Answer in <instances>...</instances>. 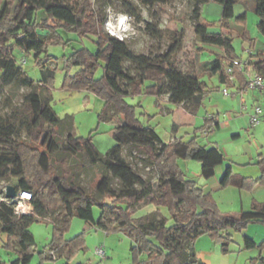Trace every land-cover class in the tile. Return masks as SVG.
Masks as SVG:
<instances>
[{
  "label": "trees",
  "instance_id": "trees-1",
  "mask_svg": "<svg viewBox=\"0 0 264 264\" xmlns=\"http://www.w3.org/2000/svg\"><path fill=\"white\" fill-rule=\"evenodd\" d=\"M192 1L194 18L199 20L195 25L196 33L204 44L217 45L224 53L223 58L201 61V73H219L220 83L230 86L232 82L228 79L226 65L240 59L235 53L229 27V21L235 17V1L214 0L223 5L219 32H211L210 24L201 20L202 7L210 0ZM1 3L0 92L2 84H17L28 90L23 95L20 108L0 116V181L10 182L18 192L30 191V204L34 209V214L17 215L12 199L0 200V240L4 238V247L17 253L11 264H31L36 241L30 226L45 217H52L54 221V239L49 251L43 253L45 259H53L55 254L63 253L71 258L80 249L77 242L63 239L71 219L77 216L106 234L112 231L127 234L132 240L131 264H205L195 249L200 235L210 232L214 237H221L219 233L222 230L241 229L250 222H264V202L254 201L251 210L234 218L222 214L195 181L183 177L177 165L178 159L199 161L201 174L207 179L214 176L216 167L226 161L218 146H202L194 139L166 143L154 129L136 121L135 106L126 101V96L142 92L148 81L150 84L145 92L159 97L168 95L171 103L182 105L191 114L199 110L208 95V84L201 80L199 72H183L173 62L174 55L183 44V29L174 33L175 38L165 52L151 57L133 52L125 39L108 32L101 34L94 18L93 21L85 20L84 8L75 9L65 0H3ZM255 11L259 16V32L264 36V0H257ZM238 19L244 21L246 15L242 14ZM106 21L103 17L101 26ZM147 29L152 35H158L152 23L147 24ZM70 32L94 35L97 47L95 51L87 47L74 50L66 66H78V70L65 79V85L69 89L90 90L105 98V107L112 113L108 115V110L104 111L100 114L101 120L112 121L116 115L123 117L114 133L115 144L105 154L97 149L91 138L72 133L60 143L62 120L50 104L49 89L56 67L52 64L54 56L48 47L59 43L55 41L58 39L64 44L70 43L72 39L67 34ZM243 37L247 39L246 32ZM18 52L34 58L41 80L35 81L27 74L19 63ZM256 56L259 60L254 65L260 71L264 53ZM125 59L136 66L139 72L136 76L125 68ZM247 60L253 64L252 59ZM102 61L104 74L96 77L95 71ZM235 75L242 81L240 90L245 89L247 80L244 81L243 73L235 69ZM122 81L133 88L126 89ZM42 90H46L48 96H43ZM22 131L31 141L44 147L39 153V170L36 173H30L25 165L20 149L23 140L14 138L20 137ZM126 148L145 153L159 167V178L151 181L137 173L123 155ZM63 155L85 157L98 166L102 175L95 192H87L77 180L71 181L70 185L62 181L60 187L55 182L57 178H50L52 160ZM260 181L261 178L254 180L234 173L232 165L228 164L220 184L227 186L232 183L250 188ZM62 190L72 195L68 205ZM0 194L5 198V190H0ZM147 202L168 206L173 222L170 223L165 215L158 217L159 211L133 218L134 208ZM95 207L100 209L99 216L95 215ZM244 239L246 248L257 245L248 236ZM66 264L71 263L68 261Z\"/></svg>",
  "mask_w": 264,
  "mask_h": 264
},
{
  "label": "rangeland",
  "instance_id": "rangeland-1",
  "mask_svg": "<svg viewBox=\"0 0 264 264\" xmlns=\"http://www.w3.org/2000/svg\"><path fill=\"white\" fill-rule=\"evenodd\" d=\"M3 0H0L2 4ZM75 9L84 8L86 21H93L97 31L101 34L109 33L112 24L124 27L123 36L129 48L136 54H145L155 57L165 52L175 38V32L183 29V44L173 57L174 65L186 73L199 72L201 80L208 84V95L195 114L181 110L177 105L169 102L166 95L156 96L145 92L150 82L146 81L142 92L126 96V101L135 106L136 121L144 127L154 129L166 143H172L176 139L194 141L202 146L216 145L221 148L226 156V161L216 167L215 175L205 178L201 174V164L194 159H178L177 165L183 172V177L196 182V186L203 190L205 195L217 205L222 214L239 218L243 211L251 210L254 201L264 202V171L259 164L261 153L264 154V121L257 126H252L250 120L241 114L244 112L233 110V98L235 95H224L222 92L226 85L220 83L219 73H201L202 62L211 61L215 58H223V49L217 45L203 43L195 31V25L199 20L194 18L192 0H167L151 3L148 0H65ZM235 17L229 21L230 31L233 37V46L236 55L244 60L249 57V49L264 53V36L259 32V16L255 11L257 0H234ZM223 5L210 0L202 7L201 20L210 24L211 32L221 30ZM246 15L244 21L238 17ZM106 21L101 26V20ZM140 17V18H139ZM94 18V19H93ZM93 19V20H92ZM119 19L120 25H119ZM123 21V22H122ZM152 23L158 30L154 36L147 29V24ZM247 32L249 38L243 37ZM72 40L68 44L55 40L59 43L49 45V53L54 56L53 65L56 67L55 75L49 85L50 104L62 120L60 128L63 143L65 137L72 133L75 136L91 138L97 149L103 154L107 153L115 144L114 133L117 126L123 122V117L116 115L112 121L101 120L100 114L108 109L105 107V98L86 89H69L65 85V79L78 70V66H66V61L71 57L74 50L87 47L96 50L94 35H81L77 32L67 33ZM110 34V33H109ZM252 40H251V39ZM19 63L24 66L27 74L35 81L42 79L39 66L32 56L18 52ZM202 61V62H201ZM124 66L133 76L139 72L129 60H124ZM264 71V70H262ZM104 74V62H100L95 71L96 77ZM126 89L133 87L122 81ZM230 92H235L233 87L227 86ZM28 89L20 88L17 84L1 86L0 92V116L10 114L14 108H20L23 95ZM257 91V90H256ZM43 96H48L46 90H42ZM168 96V95H167ZM256 107L258 104L254 101ZM261 106V105H260ZM249 104L245 103V108ZM253 107V109H254ZM263 108V107H262ZM108 110L107 114L111 115ZM246 113V112H245ZM217 116L221 121V127L213 129L211 118ZM234 117H238L234 121ZM263 117V115H262ZM233 120V121H232ZM263 120V119H262ZM179 126L175 130L174 122ZM228 121V123L226 122ZM70 124L72 126H70ZM239 126L249 136L252 142L248 154L241 148V141L227 140L228 136L236 131ZM255 135L256 137H254ZM22 141L20 147L25 160V165L30 173H36L39 153L44 150L40 144L26 137V132H20ZM251 138V139H250ZM123 155L137 173L147 180L159 178V167L151 161L145 153L135 149H125ZM249 163V164H247ZM50 178L55 179L60 187L63 182L69 185L71 181H79L87 192H95L101 172L97 165L87 158L74 155L55 157L51 162ZM228 164L233 167V172L243 176H251L262 181L256 186L239 187L230 183L222 186L220 180ZM11 184L8 181H0V190H5ZM64 200L68 205L71 194L62 190ZM95 215H100V209L94 208ZM159 211L158 217L165 215L172 223V214L166 205L147 202L134 208L133 218H140L150 213ZM30 230L35 236L34 256L31 264H131L133 252L132 240L122 231H105L91 226L84 219L74 216L69 227L64 232L63 239L77 242L83 250H78L73 257L55 254L53 259H45L43 253L49 251L50 244L54 239V221L51 217L39 218L31 224ZM221 237H214L210 232L200 235L195 242V249L199 259L205 264H264V222H250L241 229L229 228L220 231ZM245 236L253 239L256 246L245 247ZM4 239V238H3ZM0 240V260L2 264H11L17 253L4 247V240ZM225 244V245H224ZM103 246L107 255L105 257L96 253V248ZM227 248V249H225Z\"/></svg>",
  "mask_w": 264,
  "mask_h": 264
},
{
  "label": "crops",
  "instance_id": "crops-1",
  "mask_svg": "<svg viewBox=\"0 0 264 264\" xmlns=\"http://www.w3.org/2000/svg\"><path fill=\"white\" fill-rule=\"evenodd\" d=\"M246 34H247V32H246ZM248 38H249V36L247 34V39ZM249 50H250L249 51V57L247 59H252V61H253V64L250 65V70H249L250 72H252L254 69L257 70V68H255L254 63L259 60V58L256 56V54L257 53H260V52L252 51L251 49H249ZM262 70H264V63L261 64V68H260V71L264 74V71H262ZM242 73H243L244 81H246L247 80V72L245 71V72H242ZM241 84H242V81L236 75L235 76V80L230 85L235 90V94H237L233 98V101H234L233 102V105H235V106H233L234 107L233 108L234 114H235V112L238 113L239 110H241V113H242V111L244 112L243 109H246L245 110L246 113L244 112L241 115L244 118H247V119L250 120V116H251V114L253 113V110H254L253 107L255 106V104H254L255 102L254 101L256 100L257 104L258 105H261L263 107V117H262L263 120L262 121H264V89H254V90L253 89H250V90H247L245 88V89L240 90ZM166 97H167V100L169 101V98H168L167 95H166ZM245 103L246 104L247 103L249 104V108L248 107L245 108ZM177 106H178L179 109L188 112V110H186L182 105H177ZM237 118L238 117H234V119H235L234 121H237ZM226 122L228 123V121H226ZM211 124H212L211 127L213 129L220 128L221 125H222L220 119L217 116H213V121L211 122ZM178 126H179V123L175 121L173 128L176 130ZM244 130H245L244 127L239 126L238 128H236V131H234L233 133H231L228 136V139L227 140H232V141H237L238 140V141H241L242 142L241 148H243L245 154H248L249 147H251L252 142L251 141L250 142L248 141L249 136H247V134H246V132ZM253 136L256 137L255 135H253ZM175 141H177V139ZM209 147H211V146H209ZM247 164H249V163H247ZM259 164L262 166L261 168L263 169L264 168V154H262V153H261V157L259 158ZM246 177H250V178L254 179V177H251V176H246ZM259 183L260 182H258L256 184V186ZM0 196H1V194H0ZM2 198L3 197L1 196L0 197V200H2ZM80 250H83V247H80Z\"/></svg>",
  "mask_w": 264,
  "mask_h": 264
},
{
  "label": "built area",
  "instance_id": "built-area-1",
  "mask_svg": "<svg viewBox=\"0 0 264 264\" xmlns=\"http://www.w3.org/2000/svg\"><path fill=\"white\" fill-rule=\"evenodd\" d=\"M119 19V25H120ZM108 22V21H107ZM112 30H109V33L111 35L117 36L120 39H125L123 36L124 33V27H117L116 25L111 26ZM250 64L248 60H242V59H235L231 63L226 65V72L228 74V79L230 82H233L235 80V69L239 70L240 72H247V86L246 89H264V74L261 71H258L254 69L252 72H250ZM226 87L223 88L222 92L224 95H234L235 92H230L228 84H224ZM262 115H263V108L260 105H257L254 107L253 113L250 116V124L254 127L261 123L262 121ZM32 199V193L27 190H21L18 192V196L13 200L15 202L14 204V211L17 215L21 214H34V209L32 205L30 204V201ZM2 200H7V198H2ZM96 253H98L100 256L105 257L107 255V251L103 246L96 248Z\"/></svg>",
  "mask_w": 264,
  "mask_h": 264
},
{
  "label": "water",
  "instance_id": "water-1",
  "mask_svg": "<svg viewBox=\"0 0 264 264\" xmlns=\"http://www.w3.org/2000/svg\"><path fill=\"white\" fill-rule=\"evenodd\" d=\"M18 196V190L12 184H8L5 188V198L14 199Z\"/></svg>",
  "mask_w": 264,
  "mask_h": 264
},
{
  "label": "bare ground",
  "instance_id": "bare-ground-1",
  "mask_svg": "<svg viewBox=\"0 0 264 264\" xmlns=\"http://www.w3.org/2000/svg\"><path fill=\"white\" fill-rule=\"evenodd\" d=\"M121 22V21H120ZM123 22V21H122Z\"/></svg>",
  "mask_w": 264,
  "mask_h": 264
},
{
  "label": "clouds",
  "instance_id": "clouds-1",
  "mask_svg": "<svg viewBox=\"0 0 264 264\" xmlns=\"http://www.w3.org/2000/svg\"><path fill=\"white\" fill-rule=\"evenodd\" d=\"M117 37V36H116ZM119 38V37H118Z\"/></svg>",
  "mask_w": 264,
  "mask_h": 264
}]
</instances>
